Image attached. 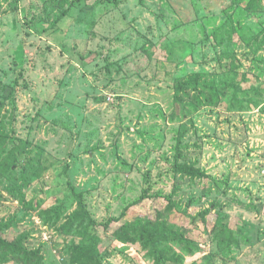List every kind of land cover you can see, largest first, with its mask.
I'll use <instances>...</instances> for the list:
<instances>
[{
  "label": "rangeland",
  "instance_id": "1",
  "mask_svg": "<svg viewBox=\"0 0 264 264\" xmlns=\"http://www.w3.org/2000/svg\"><path fill=\"white\" fill-rule=\"evenodd\" d=\"M111 9L81 0L52 26L53 5L0 0V99L4 115L16 116L7 131L23 147L9 146L17 166L0 174L1 234L40 250L42 264H72V246L89 241L83 228L61 231L78 207L75 193L98 222L126 209V221L152 219L167 206L154 197L162 194L187 212L174 211L169 223L201 249L184 264H264V10L243 21L253 39L245 44L239 34L229 40L242 18L233 0H121ZM195 74L219 88L235 80L244 111L230 108L233 91L192 109L195 93L182 86ZM8 86L15 108L4 97ZM249 90L260 95H241ZM179 149V162L206 178L175 173ZM56 207L60 220L46 221L42 212ZM217 219L243 228L240 248L220 250ZM120 225L99 231L103 264H153L139 244L114 237Z\"/></svg>",
  "mask_w": 264,
  "mask_h": 264
},
{
  "label": "trees",
  "instance_id": "2",
  "mask_svg": "<svg viewBox=\"0 0 264 264\" xmlns=\"http://www.w3.org/2000/svg\"><path fill=\"white\" fill-rule=\"evenodd\" d=\"M80 1L81 0H41V3L42 6L49 4L58 8L57 16L52 24V26H56L70 15L72 9ZM96 2L104 4L106 12H110L112 10L111 8L117 9L119 7L121 0H96ZM233 2L239 7L238 11L242 14V18L239 20L238 24L233 27L234 30L228 32L229 40L232 41L234 35L239 34L240 41L245 44H250L253 39H248L246 37V31L242 29L243 21L249 13H256L264 10V0H233ZM223 28V26H220L214 32L217 38V44L220 46L224 44V40L219 39V34L222 32ZM147 54L149 55L148 57L151 58L152 51H148ZM234 57L235 56H233V64L236 67L237 59ZM200 77H202L200 74H195L192 79L187 81V85L182 86V89L190 88L195 93L194 97L197 105H195L196 107L191 105L190 107L192 109L197 110L198 107H203L205 103L208 102L215 105L219 101L221 94L225 96V92L233 91L235 94L231 101L232 106L230 108L244 111L246 106L244 103L245 101L239 99L241 88L239 85L234 84L236 82L235 80L219 88L208 82L201 84ZM238 84L240 83L238 82ZM251 92L260 95L259 91L253 90L243 91L241 95L248 98ZM206 93H209L210 96H207ZM4 97L14 105L15 88L13 86L6 87ZM4 108L5 101L0 99V174L7 175L13 172L17 166L14 151L21 152L23 147L16 143L19 138L17 137L16 131L13 130L14 128L9 129L11 133L7 131V125H9V127L13 126L16 116H14L13 113L10 117H6L4 115ZM182 108V112L186 115L189 109L186 106ZM9 146H13L14 151H9ZM182 158L183 152L179 149L174 164V171L176 174L185 175L192 179H203L207 177L206 172L196 169L194 164L188 162L180 163L179 160ZM36 169H33V172L36 173ZM23 180L27 183L28 178L25 176ZM75 194L79 197L78 207L75 213H73L66 223L61 226V231L64 234H70L75 227L83 228V235L88 238L89 241H83L78 246H72V264H103V258L101 257L99 248L102 242L99 231L101 230L102 233H107L112 228V225L116 223H121V225L115 229L113 233L114 237L126 245L139 244L153 264H184L187 257H192L197 252L201 251L200 247L191 240L188 234H184L181 230L176 228V226L169 223V216L174 211L183 213L184 215L187 214V212L183 210V207L175 202L171 196H163L162 194H156L154 196L156 198L164 197L167 201V206L163 211H156L152 219L138 217L133 221H126L125 217L128 212L126 209L119 218H112L107 222H98L92 218L85 201L82 199V194ZM146 197L147 195L144 194L142 198L134 202L132 206L141 204ZM212 212L213 209H208L201 213L200 216L203 221H206L205 218ZM41 215L46 221H53V219L56 218V222H58L60 220L61 207L43 211ZM10 225H13V223L8 222L4 224L5 228H9ZM2 231H4V229L0 227V264H9L12 258L17 259L22 264H42L43 256L40 250L28 249L22 239H8L1 234L3 233ZM212 234L220 250L226 252L232 250L233 247L240 248V239L243 238V228L233 229L229 224H225L224 221H219V219H217ZM172 243L181 246L183 254L176 253L171 247Z\"/></svg>",
  "mask_w": 264,
  "mask_h": 264
}]
</instances>
